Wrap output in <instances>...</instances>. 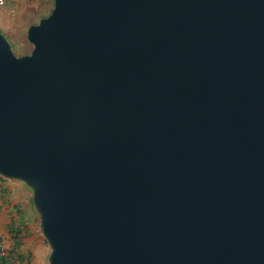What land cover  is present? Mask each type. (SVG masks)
Returning <instances> with one entry per match:
<instances>
[{
	"label": "water",
	"instance_id": "95a60500",
	"mask_svg": "<svg viewBox=\"0 0 264 264\" xmlns=\"http://www.w3.org/2000/svg\"><path fill=\"white\" fill-rule=\"evenodd\" d=\"M0 32V177L49 264H264V0H54Z\"/></svg>",
	"mask_w": 264,
	"mask_h": 264
},
{
	"label": "crops",
	"instance_id": "0c3cea01",
	"mask_svg": "<svg viewBox=\"0 0 264 264\" xmlns=\"http://www.w3.org/2000/svg\"><path fill=\"white\" fill-rule=\"evenodd\" d=\"M0 181V238L1 245L9 253L14 242L9 233L10 226L23 230L24 237L18 255L21 260L13 264H49L50 248L40 232V217L32 210L26 194H21L15 187L14 192ZM8 249V250H7ZM17 259V256H16Z\"/></svg>",
	"mask_w": 264,
	"mask_h": 264
},
{
	"label": "rangeland",
	"instance_id": "374dc122",
	"mask_svg": "<svg viewBox=\"0 0 264 264\" xmlns=\"http://www.w3.org/2000/svg\"><path fill=\"white\" fill-rule=\"evenodd\" d=\"M54 9V0H19L8 8H0V32L12 46L15 55L22 56V48L31 50L32 46L27 41V32L30 26L39 24L40 20L48 17ZM27 43H24V42ZM9 189L15 187L21 194H26L30 200L29 207L35 210L33 205V192L23 182L5 180L2 183ZM10 192H14L10 189ZM36 211V210H35Z\"/></svg>",
	"mask_w": 264,
	"mask_h": 264
},
{
	"label": "trees",
	"instance_id": "16d2710c",
	"mask_svg": "<svg viewBox=\"0 0 264 264\" xmlns=\"http://www.w3.org/2000/svg\"><path fill=\"white\" fill-rule=\"evenodd\" d=\"M24 43H27V42L25 41ZM22 48L24 49V51L20 53V55L22 56L29 55L33 49L32 48L31 50H28L26 49V46L23 47V45H22ZM0 181H5V180L0 177ZM9 230H10L9 233L11 234L12 240L14 242V248L13 250L9 252L8 256H3L2 247H1L2 240L0 238V264H13L12 261H16V260L19 261L18 259L21 260V257L18 255V251L22 245V239L24 237L23 230L21 228H16L14 225L10 226ZM16 256H17V259H16ZM10 257L11 258L13 257V260Z\"/></svg>",
	"mask_w": 264,
	"mask_h": 264
},
{
	"label": "built area",
	"instance_id": "2783aa9c",
	"mask_svg": "<svg viewBox=\"0 0 264 264\" xmlns=\"http://www.w3.org/2000/svg\"><path fill=\"white\" fill-rule=\"evenodd\" d=\"M18 1L19 0H0V8L6 9V8H8V5L15 4ZM1 247H2V255L3 256H8L9 253L6 252V249L3 247V245ZM11 259L13 260V257ZM12 262L14 263V261H12Z\"/></svg>",
	"mask_w": 264,
	"mask_h": 264
}]
</instances>
